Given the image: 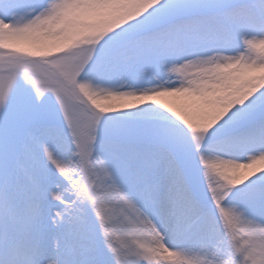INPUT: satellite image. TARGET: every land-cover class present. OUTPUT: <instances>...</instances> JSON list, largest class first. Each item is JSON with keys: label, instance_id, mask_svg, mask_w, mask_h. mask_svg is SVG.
Segmentation results:
<instances>
[{"label": "snow or ice", "instance_id": "6c2138e0", "mask_svg": "<svg viewBox=\"0 0 264 264\" xmlns=\"http://www.w3.org/2000/svg\"><path fill=\"white\" fill-rule=\"evenodd\" d=\"M0 264H264V0H0Z\"/></svg>", "mask_w": 264, "mask_h": 264}]
</instances>
